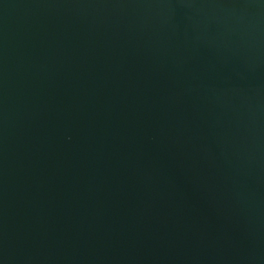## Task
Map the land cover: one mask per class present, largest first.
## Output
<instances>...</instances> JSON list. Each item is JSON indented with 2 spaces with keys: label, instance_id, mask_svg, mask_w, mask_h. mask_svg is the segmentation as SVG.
I'll return each mask as SVG.
<instances>
[{
  "label": "water",
  "instance_id": "95a60500",
  "mask_svg": "<svg viewBox=\"0 0 264 264\" xmlns=\"http://www.w3.org/2000/svg\"><path fill=\"white\" fill-rule=\"evenodd\" d=\"M0 264H264V0H0Z\"/></svg>",
  "mask_w": 264,
  "mask_h": 264
}]
</instances>
